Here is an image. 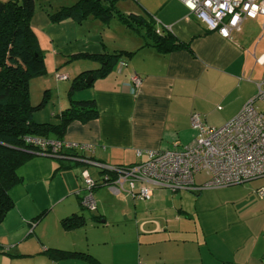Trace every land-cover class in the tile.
I'll return each mask as SVG.
<instances>
[{
    "label": "crops",
    "instance_id": "obj_1",
    "mask_svg": "<svg viewBox=\"0 0 264 264\" xmlns=\"http://www.w3.org/2000/svg\"><path fill=\"white\" fill-rule=\"evenodd\" d=\"M115 4L124 15L143 16L156 33L169 32L186 47L160 53L116 19L104 23L89 15L54 22L48 13L61 5L51 9L36 1L30 24L45 74L31 78L29 90L33 85L52 90L56 104L49 119L34 113V121L55 123L56 114L68 105L70 80L99 67L93 59L72 56L133 53L119 60L121 68L117 63L73 94L75 100H94L98 114L85 123L68 124L62 142L74 146L62 148L72 155L64 159L66 165L58 169L56 158L34 154L18 169L22 180L9 190L13 206L0 220V264H93L81 258L54 260L46 253L49 248L80 251L101 264H264V195L256 193L264 188V175L199 192L154 187L150 198L142 200L127 189L103 184L95 164L130 166L144 160L146 151L190 143L195 136L191 113L214 127L237 114L255 94L254 82L264 77V18L242 20L240 29L225 38L180 0ZM54 71L68 79L55 80ZM133 75L141 79L135 88ZM82 169L99 181L92 190L96 207L91 211L80 210ZM195 175L196 184L205 179L195 180ZM75 212H81L85 223L64 228L61 219Z\"/></svg>",
    "mask_w": 264,
    "mask_h": 264
},
{
    "label": "trees",
    "instance_id": "obj_2",
    "mask_svg": "<svg viewBox=\"0 0 264 264\" xmlns=\"http://www.w3.org/2000/svg\"><path fill=\"white\" fill-rule=\"evenodd\" d=\"M36 1L0 0V220L13 206L9 190L22 180L18 173L20 166L34 154H42L56 158L59 169L66 165L64 159L72 156L62 150L63 147L55 153L42 151L27 143L24 140L25 136L34 135L61 141L70 122L77 120L85 123L96 118L98 112L94 100H75L73 94L91 85L90 82L85 81L87 75L90 74L93 78L102 77L111 72L123 56L129 57L133 53L113 51L78 53L72 56L93 59L99 63V67L80 72L70 80L66 93L68 105L56 114L55 123L34 121L33 113L45 104L44 95L37 104H32L29 90L30 79L45 74L43 53L37 46L36 35L30 24ZM115 2L116 0H76L70 5H61L54 12L48 13V16L54 22L66 17L80 20L89 15L104 23L116 19L122 25L140 33L144 44L154 47L160 53L165 54L186 47L169 32L160 30L156 33L153 23L143 16L124 15L116 8ZM99 171L101 175L108 173L104 183L113 180L114 172L104 169ZM95 182L96 185L99 184V181L95 180ZM81 198L80 210H87L81 204ZM91 219L99 221L100 218L92 215ZM60 223L64 228H74L84 224L85 217L81 212H75L63 217ZM46 253L54 260L81 258L93 264H101L91 255L80 251L49 248Z\"/></svg>",
    "mask_w": 264,
    "mask_h": 264
},
{
    "label": "built area",
    "instance_id": "obj_3",
    "mask_svg": "<svg viewBox=\"0 0 264 264\" xmlns=\"http://www.w3.org/2000/svg\"><path fill=\"white\" fill-rule=\"evenodd\" d=\"M186 8L196 15L206 27L220 36L229 38L233 30H239L244 19L264 18V0H180ZM124 62H118V69ZM57 80H66L68 75L56 72ZM132 87H137L141 79L131 77ZM255 94L241 107L239 112L222 126L214 127L204 123L197 113L190 114V127L195 132L193 140L181 146L163 151L149 150L145 159L130 166H111L95 163L100 169L114 172L113 180L104 183L107 174L101 175L102 183L127 189L130 194L145 200L150 197L151 188L177 190H202L238 184L264 175V77L256 80ZM260 101L262 108L255 102ZM24 140L40 150L55 153L61 147L74 145L34 135ZM45 151V152H46ZM140 150L136 151L141 156ZM82 161L91 162L87 159ZM201 173L206 177L196 185L194 175ZM80 177L85 193L81 204L93 210L96 203L92 188L95 180L87 169H82ZM126 186V188H125ZM259 197L264 188H258ZM138 264H146L140 261Z\"/></svg>",
    "mask_w": 264,
    "mask_h": 264
},
{
    "label": "rangeland",
    "instance_id": "obj_4",
    "mask_svg": "<svg viewBox=\"0 0 264 264\" xmlns=\"http://www.w3.org/2000/svg\"><path fill=\"white\" fill-rule=\"evenodd\" d=\"M74 1L75 0H37V4L41 3V5H45V6H47V7L52 9L54 6H58V5H70V4L74 3ZM260 28H261V34H264V20L260 24ZM56 72L57 71H54L52 73V76H53V78L55 80H57V78L55 76ZM50 92H53V91L52 90H40L39 86H34V85L32 86L31 92H30L31 93V99L30 100H31L32 104H37L41 100L43 95L45 97L44 106L41 109L36 110L34 112L36 114V117L38 115L39 118H41V119H46V120L49 119V114H50L49 110L53 106V104H56L55 97L53 95H50ZM255 106L257 108H262L263 105H262V103L260 101H256L255 102ZM202 178H203V175H201V174L195 175V180H200ZM178 191H180V190H178Z\"/></svg>",
    "mask_w": 264,
    "mask_h": 264
},
{
    "label": "water",
    "instance_id": "obj_5",
    "mask_svg": "<svg viewBox=\"0 0 264 264\" xmlns=\"http://www.w3.org/2000/svg\"><path fill=\"white\" fill-rule=\"evenodd\" d=\"M92 79H93L92 75L89 74V75L86 76L85 81H86L87 83H89V82L92 81Z\"/></svg>",
    "mask_w": 264,
    "mask_h": 264
},
{
    "label": "bare ground",
    "instance_id": "obj_6",
    "mask_svg": "<svg viewBox=\"0 0 264 264\" xmlns=\"http://www.w3.org/2000/svg\"><path fill=\"white\" fill-rule=\"evenodd\" d=\"M76 147V146H75ZM82 158V157H81ZM108 174V173H107Z\"/></svg>",
    "mask_w": 264,
    "mask_h": 264
}]
</instances>
